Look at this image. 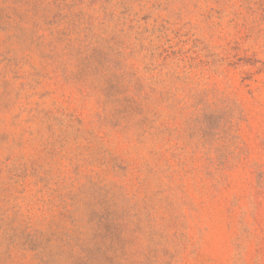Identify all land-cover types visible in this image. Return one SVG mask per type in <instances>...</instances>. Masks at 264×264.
Listing matches in <instances>:
<instances>
[{
	"label": "rangeland",
	"instance_id": "obj_1",
	"mask_svg": "<svg viewBox=\"0 0 264 264\" xmlns=\"http://www.w3.org/2000/svg\"><path fill=\"white\" fill-rule=\"evenodd\" d=\"M0 264H264V0H0Z\"/></svg>",
	"mask_w": 264,
	"mask_h": 264
}]
</instances>
